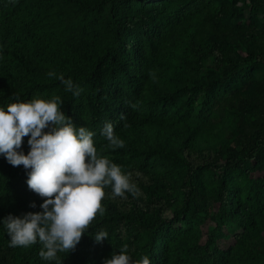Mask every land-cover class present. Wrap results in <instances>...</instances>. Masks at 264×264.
<instances>
[{"label": "trees", "instance_id": "16d2710c", "mask_svg": "<svg viewBox=\"0 0 264 264\" xmlns=\"http://www.w3.org/2000/svg\"><path fill=\"white\" fill-rule=\"evenodd\" d=\"M59 1L77 12L81 49L71 64L50 72L44 53L52 45L48 31L58 0H0V108L60 97L61 110L75 126L95 133L98 158L131 173L141 194L114 197L112 186H105L104 212L96 214L75 250L57 252L53 260L41 258L39 240L10 247V236L0 222V264H104L125 246L130 264H139L145 256L151 264H225L229 251L220 254L214 245L191 261L183 249V231L173 226L199 199L216 202V224L241 229L235 236L241 254L253 264H264V178L254 186L248 174L249 161L264 154V79L251 97L226 88L230 95L220 98V90L212 86L198 99L183 96L180 119L168 102L173 90H186L187 81L195 78L193 63L186 60V66L176 67L171 51L161 43L164 31L182 13L198 14L204 7L184 57H193L197 66L209 59L222 62V82L229 84L264 67V30L224 24L232 9L227 1L208 7L213 0H144L109 20L103 8L116 0ZM61 75L83 89L79 96L65 91ZM193 104L198 107L191 112ZM105 123L113 124L124 147L109 146L102 134ZM28 139L22 138L17 151L27 155ZM233 144L241 145L245 156L239 158ZM155 159L168 171L152 170ZM30 171L12 166L0 154V221L9 214L41 211L44 198L26 183ZM179 193L184 200L177 205L174 196ZM101 231L108 238L97 243L95 236Z\"/></svg>", "mask_w": 264, "mask_h": 264}, {"label": "clouds", "instance_id": "9594fccd", "mask_svg": "<svg viewBox=\"0 0 264 264\" xmlns=\"http://www.w3.org/2000/svg\"><path fill=\"white\" fill-rule=\"evenodd\" d=\"M58 79L73 96L83 91L71 79L66 80L62 75ZM62 105L63 100L55 97L51 101L36 99L12 103L6 110L0 108V154L14 167L23 165L31 169L27 186L44 198L41 211L20 217L9 214L0 222L10 236V247H27L39 240L43 244L40 256L44 260L56 259L57 252L66 254L75 250L96 214L104 212L101 201L105 186H112L114 197L126 199L125 193L134 197L141 194L131 181V173H122L120 166L107 158H98L93 143L95 133L77 128L72 118L61 110ZM102 134L110 147H124L112 123H105ZM25 136H29L27 155L17 151ZM30 207L35 208V203ZM107 238L108 233L101 231L95 241L99 243ZM126 252L127 246L104 264H130L131 257ZM139 264H151V261L145 256Z\"/></svg>", "mask_w": 264, "mask_h": 264}, {"label": "rangeland", "instance_id": "374dc122", "mask_svg": "<svg viewBox=\"0 0 264 264\" xmlns=\"http://www.w3.org/2000/svg\"><path fill=\"white\" fill-rule=\"evenodd\" d=\"M152 1L150 0L149 2ZM224 1H227L232 6V9L227 12L223 20L224 24L249 26L252 30H264V7L260 0H213L211 4L206 6L218 7ZM143 2L144 0H116L105 6L103 11L106 19L109 20L112 16L120 14L130 6ZM58 4L59 7L53 15L48 31L52 45L44 53L46 69L50 72L62 64H71L74 61L75 54L81 49L80 19L76 10L71 4L59 0ZM204 11V7L198 14L190 10L185 11L177 19L174 26L165 30L162 35L161 43L171 51V60L176 67L186 66V60L193 63L192 72L195 78L190 77V80L186 83V90H173L168 102L169 110L175 111V115L180 119L184 118L185 102L183 96L186 98L188 95H194L195 99H198L212 86L213 90L216 91V88L220 90V98L230 95V93L225 92L226 88L231 91H239L247 97H251L254 95L255 85L264 79V67H255L252 72L234 78L229 84H226V82H222V77L224 76L222 62L209 59L202 61L197 66L193 57H184L193 32V24ZM168 88L170 89L171 87L169 86ZM197 107V104H193L189 110L191 112L195 111ZM221 121L220 119L219 122ZM218 128H221V124H219ZM234 146L239 152V158L245 156V153L241 151V145ZM154 162L151 166L152 170L168 171L158 159H155ZM248 164L252 165L248 173L251 183L254 186L260 185L264 178V154L260 155L256 160L249 161ZM202 180H205V177ZM183 200L184 196L181 193L174 196V201L177 205L182 204ZM216 210L217 203L213 200L204 201L199 199L194 203L187 217H181L180 220L174 223L173 226L175 228L183 231L182 243L185 255L195 262L205 249H210L214 245L220 254L224 251H229L230 255L225 264H230V262L237 259L242 260V264H253V262L245 259L240 249L236 246L235 236L241 232V229L230 223L217 225L214 220Z\"/></svg>", "mask_w": 264, "mask_h": 264}]
</instances>
